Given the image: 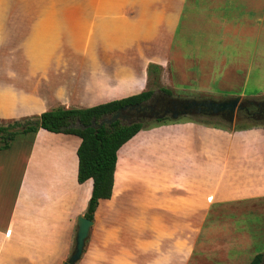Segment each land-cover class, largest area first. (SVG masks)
I'll return each instance as SVG.
<instances>
[{"label":"crops","instance_id":"obj_1","mask_svg":"<svg viewBox=\"0 0 264 264\" xmlns=\"http://www.w3.org/2000/svg\"><path fill=\"white\" fill-rule=\"evenodd\" d=\"M197 5L215 29L229 30L223 43L231 30L245 35L249 71L259 60L262 67L264 0ZM34 51L15 61L0 54V122L48 110L35 76L44 57ZM227 55L211 61L213 70L226 65L225 76L236 57ZM80 142L40 128L20 152L16 143L0 151V264H64L70 256L93 190V179L78 181ZM263 230L264 126L179 121L142 129L119 148L112 196L100 200L76 264H239Z\"/></svg>","mask_w":264,"mask_h":264},{"label":"rangeland","instance_id":"obj_2","mask_svg":"<svg viewBox=\"0 0 264 264\" xmlns=\"http://www.w3.org/2000/svg\"><path fill=\"white\" fill-rule=\"evenodd\" d=\"M228 31L215 29L212 14L203 12L197 0H0V54L12 53L15 61L16 54L38 49L44 66L35 76L43 86L48 110L87 108L149 89H168L179 98L264 99V61L261 68L257 65L262 60L252 63L249 71L245 35L231 30L226 44L221 35ZM224 53L236 56L228 76L226 65L212 69L213 57ZM23 61L28 65V57ZM179 121L228 131L264 126L255 121L233 125L218 118L181 116L144 121L143 129ZM32 134L17 135L13 143L19 152ZM20 158L18 154L15 159ZM263 247L264 230L253 232L251 252L238 254L242 258L238 263L248 258L249 264Z\"/></svg>","mask_w":264,"mask_h":264},{"label":"trees","instance_id":"obj_3","mask_svg":"<svg viewBox=\"0 0 264 264\" xmlns=\"http://www.w3.org/2000/svg\"><path fill=\"white\" fill-rule=\"evenodd\" d=\"M172 94L168 89H163ZM149 89L125 98L108 101L87 108L55 107L40 115L29 116L8 123L0 122V151L9 149L19 133H35L40 128L51 132L75 134L81 138L77 149L78 181L93 179L92 195L84 216L93 220L101 199L112 196L119 148L144 128L145 123L101 122L127 104L150 99ZM111 119V118H110ZM264 254L258 253L249 264H262Z\"/></svg>","mask_w":264,"mask_h":264},{"label":"flooded vegetation","instance_id":"obj_4","mask_svg":"<svg viewBox=\"0 0 264 264\" xmlns=\"http://www.w3.org/2000/svg\"><path fill=\"white\" fill-rule=\"evenodd\" d=\"M204 99L208 98L174 97L173 94L167 93L163 89H159L153 93L150 99L141 102L144 104V106L154 107L156 115H154L152 118L140 117L134 111L130 110L133 105L140 103L127 104L116 111L115 114L108 117H111L112 119L114 115L120 114L118 117L119 119L117 120H119L121 123L127 124H132L135 122L144 123V121L149 122L152 119L156 121H162L166 118L176 120L181 116H203L218 118L233 125L247 121L264 123V99H242L239 103L240 108H237L234 113L230 111L214 112L211 108L192 104L194 100L201 101ZM175 115L177 116L176 118H174ZM108 117H104L101 124L104 122L111 123L108 121Z\"/></svg>","mask_w":264,"mask_h":264},{"label":"water","instance_id":"obj_5","mask_svg":"<svg viewBox=\"0 0 264 264\" xmlns=\"http://www.w3.org/2000/svg\"><path fill=\"white\" fill-rule=\"evenodd\" d=\"M242 100V96L230 97L227 99H204V100H194L192 104H197L200 106H205L211 108L214 112L230 111L235 112L237 108H240L239 103ZM131 111H134L140 117H150L152 118L155 114L154 107L144 106L143 103L133 105L130 108ZM120 114H116L112 117L109 122L115 121L118 119ZM177 116L175 115L174 118ZM102 125V124H100ZM94 221L85 217L84 215L77 218V231L75 236V245L73 251L64 264H76L82 257L86 242L90 236L91 227L93 226ZM264 264V261L263 263Z\"/></svg>","mask_w":264,"mask_h":264}]
</instances>
